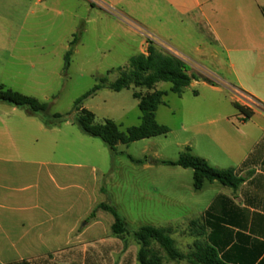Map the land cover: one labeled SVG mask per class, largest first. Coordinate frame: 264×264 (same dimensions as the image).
Listing matches in <instances>:
<instances>
[{
	"label": "crops",
	"instance_id": "0c3cea01",
	"mask_svg": "<svg viewBox=\"0 0 264 264\" xmlns=\"http://www.w3.org/2000/svg\"><path fill=\"white\" fill-rule=\"evenodd\" d=\"M86 1L140 38L139 54L150 38L184 63L264 71V0ZM238 92L264 105V94ZM233 99L248 108L247 99ZM35 125L22 128L14 107L0 111V264H138L133 237L112 234L114 218L101 208L111 205L94 168L55 161L57 145L47 134L52 129ZM233 135L235 146L227 152L201 158L218 170L231 169L241 183L236 189L204 183L194 190L206 196L197 218L184 223L185 232L169 227L180 251L200 243L223 264H264V111L241 116ZM159 253L163 264L187 262Z\"/></svg>",
	"mask_w": 264,
	"mask_h": 264
},
{
	"label": "rangeland",
	"instance_id": "374dc122",
	"mask_svg": "<svg viewBox=\"0 0 264 264\" xmlns=\"http://www.w3.org/2000/svg\"><path fill=\"white\" fill-rule=\"evenodd\" d=\"M0 7L6 19L0 22V87L46 103V117L59 114L67 118L47 131L57 145L53 159L94 168L109 205L131 231L143 226L180 225V232H185L184 223L197 218L205 192L195 193L191 169L156 162H176L183 153L199 158L213 152L221 155L235 146L233 134L240 127L241 115L233 106V98L247 99L248 108L260 107L238 91L264 94V71L215 69L186 61L187 73L197 79L181 95L172 93L169 83L154 87L165 93L155 120L168 133L119 144L111 153L100 139L82 134L73 124L74 103L100 85L102 78L108 84L114 82L119 70L139 54L140 38L104 18L86 0H9ZM135 92L146 91L132 87L113 92L102 88L83 100L81 107L94 115L95 123L110 120L126 133L141 123ZM11 108L0 102V111ZM16 110L22 128L43 126L39 117ZM44 142L39 138V143ZM177 239L184 242L182 235ZM193 250L181 248L184 254Z\"/></svg>",
	"mask_w": 264,
	"mask_h": 264
},
{
	"label": "trees",
	"instance_id": "16d2710c",
	"mask_svg": "<svg viewBox=\"0 0 264 264\" xmlns=\"http://www.w3.org/2000/svg\"><path fill=\"white\" fill-rule=\"evenodd\" d=\"M73 43L74 40L71 44ZM69 56L70 52L65 56L66 67L69 66ZM119 71V77L114 82L108 84L107 79L102 78L100 85L93 87L74 103L76 116L73 119V124L77 126L82 134L100 139L111 153H115V148L119 144L128 145L168 133V129L159 125L155 120V113L159 105L162 104V98L165 95L162 91L154 90L156 84L169 83L171 84L170 91L176 95H181L183 90L197 79L194 75L187 73L186 65L182 60L150 41H147L145 54L132 57L128 66ZM204 80L210 83L209 80ZM132 87L143 89L146 92L145 94L140 92L133 94V97L138 100V108L142 113L141 123L136 127L127 129L126 133L120 132L119 127L110 120H106L102 124L95 123L94 115L81 107L83 100L94 95L102 88L120 92ZM0 102L22 109L28 116L39 117L47 129L58 127L67 121L66 117L59 114L46 117L44 115L48 110L46 103L39 102L32 97L22 96L9 89H4L2 86L0 87ZM233 106L243 120L250 119L255 110L264 111V105L262 104H259L260 107L255 109L240 106L237 102H233ZM157 164L191 169L193 172V188L196 191L201 190L206 182H217L224 187L236 189L242 181L234 176L231 169L218 170L210 166L204 159L188 153L181 154L176 162L158 161ZM101 208L108 211L114 218L111 227L114 236L124 240L126 236L131 235L139 245L138 264H163L160 251L171 261H187L189 264H223L218 260L214 250L200 243H195V249L190 253L184 254L179 251L172 238L173 228L171 227L143 226L131 231L113 206L102 205ZM197 233V237H201V233ZM196 242L202 241L198 239Z\"/></svg>",
	"mask_w": 264,
	"mask_h": 264
},
{
	"label": "built area",
	"instance_id": "2783aa9c",
	"mask_svg": "<svg viewBox=\"0 0 264 264\" xmlns=\"http://www.w3.org/2000/svg\"><path fill=\"white\" fill-rule=\"evenodd\" d=\"M147 41H150V42H152V39L148 38V39H147Z\"/></svg>",
	"mask_w": 264,
	"mask_h": 264
}]
</instances>
